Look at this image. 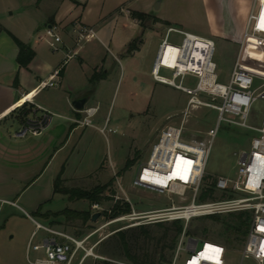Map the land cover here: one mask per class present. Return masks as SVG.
I'll list each match as a JSON object with an SVG mask.
<instances>
[{"label": "rangeland", "instance_id": "obj_1", "mask_svg": "<svg viewBox=\"0 0 264 264\" xmlns=\"http://www.w3.org/2000/svg\"><path fill=\"white\" fill-rule=\"evenodd\" d=\"M182 16L186 20L189 31L209 37L206 30L208 22L206 7L202 0H183L181 5ZM264 12V5L262 7ZM145 24L150 25L149 19ZM213 37V36H212ZM215 53L213 60L217 65L216 73L218 81H229L234 63L237 57L248 66L264 70V43L256 40H248L245 45H232L225 39L213 37ZM161 39L153 37L141 45L132 65H126L124 75H120V68L108 55L106 62L101 60L96 66L101 76L104 71L101 66L105 64L108 74L101 83V89L92 96L87 103L91 107L95 98H100L102 112L110 106L109 118L111 119L105 133L97 131H85L88 137L77 143V137L82 129L75 131L76 151L68 160L67 180L65 186L78 187L90 190L96 185L108 184L103 193L108 198L101 201V216L92 221L83 222L82 219L65 220L61 217L62 229L84 236L92 231L94 234L89 238L88 244L98 242L94 252L99 258L88 257L82 264H172L175 249L181 233L175 238V228L171 221H165L162 227L154 223L148 224L147 231H141L137 227L144 223L143 216L148 211L166 208L172 203L183 205L190 202L192 192L188 190L184 199L176 194L159 193L157 191L133 186V180L139 168L149 157L151 147L156 142L161 129L167 124H180L183 122L184 134L204 139L206 131L215 126L217 111L208 107L198 106L187 109L189 95L170 85L155 82L151 75V67L157 46ZM172 44L179 45L181 36L172 34L169 39ZM117 53V50L112 47ZM134 51H137L136 49ZM92 68L93 70L96 68ZM160 75L171 77L169 70L163 69ZM98 79V78H97ZM95 81L96 78H95ZM179 81V80H177ZM92 83V82H91ZM183 84L195 87L197 78L191 75L185 76ZM202 99L208 97L200 93ZM133 114L131 117V113ZM81 112V111H80ZM84 114V113H81ZM264 117V100L254 103L248 123L257 128L261 125ZM82 118V117H79ZM57 117L53 116L52 122ZM54 125V124H50ZM9 133L18 129V124H10ZM111 128V129H109ZM115 130H114V129ZM257 134L255 129H246L239 126L222 122L214 139L210 156L205 168L203 186L199 191L198 202L208 200H220L231 197L229 191L216 190L214 197L200 199L204 192L209 193L208 187L216 182L219 175L233 177L237 171V156L234 152L248 150L250 140ZM27 135L26 137H30ZM75 137L68 145L71 149L75 144ZM62 155V154H61ZM60 155V156H61ZM131 159V164L126 166V161ZM112 163L115 164L113 168ZM122 185L123 190L120 188ZM130 200L131 212L120 216L124 219L108 224L111 220L107 214L116 202ZM54 210H93L90 202L85 199L70 200L68 196L56 195L49 205ZM93 212V213H94ZM135 213V214H134ZM92 214V213H91ZM36 216L40 222H45L41 216ZM248 211H235L231 213L195 216L187 223L180 220L189 230V236L199 238L200 247L203 240H216L223 242L228 247V264H239L240 251L244 244L250 222ZM17 231L14 239L3 243L4 252L11 250L13 264H27L24 254L22 238L30 235L34 224L29 219H21L16 223ZM124 231L129 244L127 253L122 245L121 236L117 231ZM7 240V239H6ZM173 245V247H172ZM185 252L182 251L175 264H182ZM7 260V259H5ZM3 264H6L3 262Z\"/></svg>", "mask_w": 264, "mask_h": 264}, {"label": "crops", "instance_id": "obj_2", "mask_svg": "<svg viewBox=\"0 0 264 264\" xmlns=\"http://www.w3.org/2000/svg\"><path fill=\"white\" fill-rule=\"evenodd\" d=\"M202 2L206 7V32L210 35L203 37H219L232 45L241 44L253 0ZM182 3L183 0H0V24L34 52L31 60L21 65L17 44L7 33L0 34V264H13L14 255L11 250L6 253L2 250L3 243L14 239L16 223L29 219L26 214L36 219L34 213L44 219L42 223L62 228L59 222L62 216L45 215L61 210L46 206L56 195L67 196L55 192V180L59 174L63 184L67 180V162L76 151L75 131L82 129L78 143L88 137L86 130L100 133L98 128L111 122L108 116L111 107L102 112L98 97L91 106L97 108L92 126L82 127L73 121L84 116L75 109L74 102L86 98L84 108H88L87 103L99 92L108 74L103 64L104 74L95 76L99 68L96 66L101 60L106 62L110 55L119 65L122 76L146 40L153 37L162 40L169 26L189 31L192 27L186 25L179 11ZM135 12L149 15L151 24L144 27ZM52 23L61 26L62 42L57 51L51 49L44 36L45 27ZM79 25L92 27L95 35L89 34L78 41ZM138 38L141 40L137 51L128 53V45ZM53 74L55 86L36 90ZM30 92H34L31 102L21 106L19 100ZM36 106L57 115V120L51 122L54 125H49L40 136H15L24 117ZM10 124H18L12 134ZM74 137L75 144L68 150ZM112 166L115 168L114 163ZM29 236L22 238L24 254Z\"/></svg>", "mask_w": 264, "mask_h": 264}, {"label": "built area", "instance_id": "obj_3", "mask_svg": "<svg viewBox=\"0 0 264 264\" xmlns=\"http://www.w3.org/2000/svg\"><path fill=\"white\" fill-rule=\"evenodd\" d=\"M263 4L264 0H253L241 45H245L248 40L264 43V26H261V17L264 15ZM171 31L180 34L179 45L168 41ZM60 32L61 26L57 23L49 24L44 29V36L53 51L60 48L59 44L62 42ZM89 34L95 35L92 27L79 25L76 34L78 41ZM168 47L176 50L172 68H168L164 62ZM214 53L213 39L178 27H167L152 64V78L156 82L170 85L189 95L188 110L190 107L198 106L216 110L217 122L206 131L204 139L185 135L183 122L164 126L151 147L148 159L140 166L132 183L133 186L159 193L176 194L181 199H184L188 190L192 192L190 202L187 204L172 203L166 208L148 211L141 216L144 218V223L173 220H183L187 223L195 216L248 211L250 226L240 251L239 264H264V117L257 128L248 123L254 103L264 100V74L244 64L237 57L229 81L221 83L216 73ZM163 69L171 72L170 78L160 75ZM187 75L197 78L195 87L191 88L183 84V79ZM53 78L54 74L47 81L40 83L36 90L55 86L57 83ZM200 93L205 94L208 99H202ZM32 98H28L21 106L31 102ZM80 111L84 116L73 121L82 127L92 126L97 108L88 107ZM53 116L57 115L41 106H36L31 114L24 117L22 126L15 136L42 135L51 124ZM222 122L257 131L250 140L248 150L234 152L237 156L235 175L233 177L219 175L215 182L217 190L239 195L198 202L205 168ZM107 127L105 124L98 129L105 133ZM120 188L123 190L121 185ZM126 201L131 203L128 197ZM91 208L95 211L101 209L99 203L92 204ZM26 215L34 224L25 247L27 264H82L88 257H100L94 252L98 242L88 244L94 231L84 236H77L65 229L44 224L29 214ZM124 218L125 216L111 218L108 224ZM185 229L186 227L179 237L172 264H175L182 251L185 252L182 264H228L229 251L223 242L203 240L199 247V238L196 236L187 238Z\"/></svg>", "mask_w": 264, "mask_h": 264}, {"label": "trees", "instance_id": "obj_4", "mask_svg": "<svg viewBox=\"0 0 264 264\" xmlns=\"http://www.w3.org/2000/svg\"><path fill=\"white\" fill-rule=\"evenodd\" d=\"M135 17L139 18L141 20L142 25L145 27V21L146 20H150L151 17L149 15L143 14V13H134ZM2 32L7 33L12 39L13 41L17 44L18 48H19V54H18V61L21 65H26L31 58L34 55V52L28 47L26 46V44H24L19 38H17L14 34H12L9 30H7L5 27H3L0 24V34ZM140 38L135 39L134 41H132L127 48V52L130 53L133 50L137 49V45L140 42ZM95 80V79H94ZM94 80H93V84H94ZM131 164V159H128L126 161V166H129ZM61 173V172H60ZM108 187V184H104V185H96L94 188L90 189V190H85V189H81L78 187H68L65 186L63 184V179L61 178V174H59L55 180V192H60L62 194H65L68 196V198L70 200H77V199H85L88 200L90 202V205L94 204V203H101L102 200L107 199L108 197L106 195H104L103 193L105 192V189ZM215 183H213L211 186L208 187V192L206 193L204 192L202 195H200V199H205L208 197H214V194L216 192L215 190ZM131 212V206L128 202H116L112 205V207L110 208V212L109 213H104L107 214L109 217L114 218L123 214H128ZM93 214V213H92ZM91 212L89 211H79V210H71V209H64L61 210L59 212H55L53 214H45L46 216H54V217H60L62 216L65 220L69 221V220H75V219H82L83 222H87L88 220L91 219L92 217ZM250 218V217H249ZM249 218H247V222H244L246 224H248L249 222ZM165 221L162 222H154V224L156 226H158V224H160V226H164L165 225ZM169 223H172L174 228H175V236H174V240L175 238L181 233L183 232L185 226L183 223H181L180 220H173ZM151 224V223H147V224H139L137 225V227L139 228V230L141 231H147L146 227H148L147 225ZM120 236H121V242L123 245L124 250L128 253L129 252V244L128 241L125 237V232L124 231H117ZM185 233L190 235L189 230L186 228L185 229ZM173 247V245H172ZM104 264H107V262H104Z\"/></svg>", "mask_w": 264, "mask_h": 264}, {"label": "bare ground", "instance_id": "obj_5", "mask_svg": "<svg viewBox=\"0 0 264 264\" xmlns=\"http://www.w3.org/2000/svg\"><path fill=\"white\" fill-rule=\"evenodd\" d=\"M172 34H177V35L180 36L179 33L175 32V31H171V32L169 33V35H168V41H169L170 37L172 36ZM161 42H162V40H161ZM161 42H160V43H161ZM175 51H176V50L173 49L172 47H168V48H166V52H165V56H164V62L168 65V68H172V67L174 66V59H173V56H174ZM250 67L253 68V69H255L256 71H258V72L264 74V70H262V69H258V68H254V67H252V66H250ZM151 71H152V67H151ZM33 93H34V92H30L28 95H26L25 97L21 98V99L19 100L18 103H19V104H22V103H24L28 98H32V97H33Z\"/></svg>", "mask_w": 264, "mask_h": 264}, {"label": "water", "instance_id": "obj_6", "mask_svg": "<svg viewBox=\"0 0 264 264\" xmlns=\"http://www.w3.org/2000/svg\"><path fill=\"white\" fill-rule=\"evenodd\" d=\"M86 103V98H81L79 100H77L76 102H74V107L77 110H82L84 108V105ZM101 216V212L97 211L94 212L92 214L91 220L95 221L96 219H98Z\"/></svg>", "mask_w": 264, "mask_h": 264}, {"label": "snow or ice", "instance_id": "obj_7", "mask_svg": "<svg viewBox=\"0 0 264 264\" xmlns=\"http://www.w3.org/2000/svg\"><path fill=\"white\" fill-rule=\"evenodd\" d=\"M261 26H264V15H262V17H261Z\"/></svg>", "mask_w": 264, "mask_h": 264}]
</instances>
